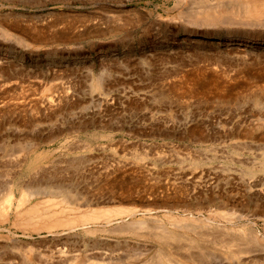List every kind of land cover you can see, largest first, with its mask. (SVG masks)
<instances>
[{"label": "rangeland", "instance_id": "obj_1", "mask_svg": "<svg viewBox=\"0 0 264 264\" xmlns=\"http://www.w3.org/2000/svg\"><path fill=\"white\" fill-rule=\"evenodd\" d=\"M190 8L0 0V264H264V28Z\"/></svg>", "mask_w": 264, "mask_h": 264}, {"label": "bare ground", "instance_id": "obj_2", "mask_svg": "<svg viewBox=\"0 0 264 264\" xmlns=\"http://www.w3.org/2000/svg\"><path fill=\"white\" fill-rule=\"evenodd\" d=\"M185 19L194 26L186 29L188 36L200 34L209 38L214 31L203 27L224 26L228 29L227 41L249 43L254 41L253 36L246 35L248 32L244 27L264 28V0H191Z\"/></svg>", "mask_w": 264, "mask_h": 264}]
</instances>
